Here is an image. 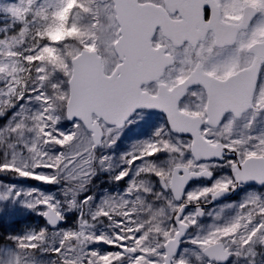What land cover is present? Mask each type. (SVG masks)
<instances>
[{"label": "snow or ice", "instance_id": "1", "mask_svg": "<svg viewBox=\"0 0 264 264\" xmlns=\"http://www.w3.org/2000/svg\"><path fill=\"white\" fill-rule=\"evenodd\" d=\"M0 21V264H264V0Z\"/></svg>", "mask_w": 264, "mask_h": 264}, {"label": "rangeland", "instance_id": "2", "mask_svg": "<svg viewBox=\"0 0 264 264\" xmlns=\"http://www.w3.org/2000/svg\"><path fill=\"white\" fill-rule=\"evenodd\" d=\"M0 2H7V0H0ZM0 23H2V21H0ZM18 183L34 184V183H37V182H34V181H26V182L25 181H20ZM46 187L50 188L51 186H46ZM103 187H104V185H101V188H103ZM8 212L11 213V216L14 217L15 220L23 218V217H30L31 220H29V221H30L32 226L36 225V223H37L35 221V218L31 214H29L26 211L20 209L18 205L8 208ZM0 222H3V221L0 220ZM15 228L16 227H14L13 229H15Z\"/></svg>", "mask_w": 264, "mask_h": 264}, {"label": "trees", "instance_id": "3", "mask_svg": "<svg viewBox=\"0 0 264 264\" xmlns=\"http://www.w3.org/2000/svg\"><path fill=\"white\" fill-rule=\"evenodd\" d=\"M31 218L30 217H23V218H20V219H16L15 220V224H12L10 225L12 228L14 227H27V226H32L30 221Z\"/></svg>", "mask_w": 264, "mask_h": 264}]
</instances>
